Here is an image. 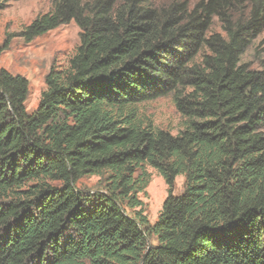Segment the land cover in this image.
<instances>
[{
    "label": "trees",
    "instance_id": "16d2710c",
    "mask_svg": "<svg viewBox=\"0 0 264 264\" xmlns=\"http://www.w3.org/2000/svg\"><path fill=\"white\" fill-rule=\"evenodd\" d=\"M148 1L51 0L19 33L81 30L32 113L28 80L0 68V264H264V67L242 63L264 0ZM167 96L176 135L138 110ZM147 168L168 187L154 224Z\"/></svg>",
    "mask_w": 264,
    "mask_h": 264
},
{
    "label": "rangeland",
    "instance_id": "374dc122",
    "mask_svg": "<svg viewBox=\"0 0 264 264\" xmlns=\"http://www.w3.org/2000/svg\"><path fill=\"white\" fill-rule=\"evenodd\" d=\"M175 0H151L149 5L164 6ZM194 5L199 0H187ZM51 0H20L13 1L0 11V46L10 38L9 48L0 56V68L12 75H20L29 82V95L26 108L29 113L34 112L40 103L41 95L46 90L45 78L50 69L65 67L80 45L81 30L74 23L63 25L31 43H25L18 37L19 33L30 25L38 16L50 12ZM212 32L222 33L221 25L214 21ZM242 63L249 64L253 69L264 67V35L259 37L252 47L242 57ZM143 119L150 121L155 127L168 130L176 135L183 129L184 120L177 112L172 96L159 98L155 101L138 106ZM150 183L145 192L140 194L144 203V215L154 224L168 197V187L157 171L147 168ZM99 178L85 177L80 182L84 190L96 192ZM185 185L184 176L176 179L174 195H180ZM151 244H156L152 238Z\"/></svg>",
    "mask_w": 264,
    "mask_h": 264
}]
</instances>
